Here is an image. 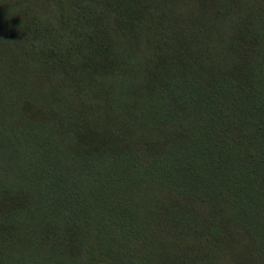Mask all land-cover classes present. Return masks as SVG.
I'll use <instances>...</instances> for the list:
<instances>
[{"label":"trees","instance_id":"trees-1","mask_svg":"<svg viewBox=\"0 0 264 264\" xmlns=\"http://www.w3.org/2000/svg\"><path fill=\"white\" fill-rule=\"evenodd\" d=\"M0 264H264V0H0Z\"/></svg>","mask_w":264,"mask_h":264},{"label":"rangeland","instance_id":"rangeland-1","mask_svg":"<svg viewBox=\"0 0 264 264\" xmlns=\"http://www.w3.org/2000/svg\"><path fill=\"white\" fill-rule=\"evenodd\" d=\"M187 2H189V1H187Z\"/></svg>","mask_w":264,"mask_h":264}]
</instances>
